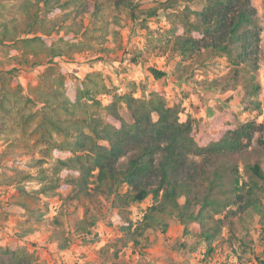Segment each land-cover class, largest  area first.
Instances as JSON below:
<instances>
[{
  "label": "trees",
  "instance_id": "1",
  "mask_svg": "<svg viewBox=\"0 0 264 264\" xmlns=\"http://www.w3.org/2000/svg\"><path fill=\"white\" fill-rule=\"evenodd\" d=\"M195 4L202 6L193 9ZM122 12L147 30V45L131 63L151 56L175 62L170 71L150 67L155 81L172 75L177 84L206 92L237 90L245 111H261L262 27L252 0H159L150 8H142L139 0H0V45L19 52L20 65L45 66L30 94L18 81L19 69L0 71V142L5 144L0 187H13L19 197L8 203L6 213L39 223L49 215L51 199L82 204L83 216L74 228L63 230L60 217L54 219L58 229L50 240L59 251L76 238L94 239V228L110 215L123 234L122 246L133 251L148 231L158 229L165 237L176 222L183 237L195 236L197 245L207 247L209 258L227 229L238 264H245L247 254L264 264V166L249 152L259 130L255 121L238 122L226 113L216 125L219 133L211 135L201 122H181L180 104L170 107L163 90L151 88L136 97L134 85L121 93L99 72L69 89L71 82L56 59L119 36ZM161 15L166 30L144 23ZM30 57L41 60L30 63ZM221 59L227 73L208 79V70ZM16 148L21 156L14 155ZM29 185L37 188L28 190ZM149 198L152 203L142 216L133 217L132 208ZM256 219L260 253L251 237ZM34 232L26 228L16 236L25 239ZM186 246L177 245L180 250ZM0 264L42 263L17 245H0Z\"/></svg>",
  "mask_w": 264,
  "mask_h": 264
},
{
  "label": "rangeland",
  "instance_id": "2",
  "mask_svg": "<svg viewBox=\"0 0 264 264\" xmlns=\"http://www.w3.org/2000/svg\"><path fill=\"white\" fill-rule=\"evenodd\" d=\"M159 0H139L142 8L156 6ZM258 11L259 24L262 27L261 33V61L258 72V80L264 87V0H252ZM202 4L193 5V9H200ZM121 25L119 36H109L103 44H94V48L78 53L69 59H56V62L65 71L73 89L74 84L83 80L87 74L92 72L101 73L107 81L116 86L121 93L129 92L136 88V97L147 95L148 90L156 88L163 90L166 94L170 107L176 103L180 104V121L185 122L188 118L203 123L207 132L217 135L219 132L216 125L224 114H228L229 119L238 122L255 121L259 127L249 148V152L257 155L263 161L264 166V92L257 98L262 104L261 111H245V105L240 102L238 91L227 92H206L193 84L182 82L177 84L174 77L163 78L155 81L149 72L150 67L166 69L174 68V61H168L166 56H151L149 61L131 63V58L135 52L145 49L147 45V30L135 26L126 13H120ZM146 26L152 30H166L168 24L163 15L150 18L144 21ZM115 28V27H111ZM19 52H12L7 46L0 45V71L11 68L19 69L18 81L23 86L25 94H30L40 84V77L45 71V66L20 65ZM144 54L143 57H147ZM41 60V59H38ZM36 58H29L33 63ZM220 64L211 67L207 76L208 79L223 76L227 73L224 60ZM198 79H203V75L198 72ZM124 116L129 119L127 114ZM5 148V144L0 142V151ZM8 151V150H7ZM20 149L16 148L14 155L21 156ZM40 157L39 155L36 156ZM29 161L27 157H23ZM51 163L50 160L47 161ZM37 188L36 185L27 186L28 190ZM65 197V196H64ZM19 199L17 191L13 187H0V245H17L31 253H34L38 261L42 264H238L236 256L231 253L228 239V230L224 229L222 237L214 242V252L209 258H205L207 247L204 244L197 245L198 239L195 236L183 237V227L176 222L171 226L164 237L160 230H150L142 237L141 244L137 251H133L131 246L123 247L119 239L123 236L116 226L115 218L110 215L94 228V239L92 237L76 238L71 246L64 250H58V244L53 243V232L58 229L54 224L55 217H60L64 222L63 230L74 228L75 223L82 219L84 207L80 203L66 204L63 198L50 200V213L44 222L27 223L19 213H6L9 209L8 203L11 200ZM34 206L33 202L29 201ZM149 198L143 204L133 207V217L140 218L142 211L151 205ZM112 221V225L108 223ZM33 228V235L25 239H20L16 235L23 229ZM261 225L258 219L252 227L251 237L255 241V250L260 253L263 250L260 240ZM185 242L187 248L180 250L177 245ZM238 246V245H236ZM241 251H239V255ZM242 262L245 264H255L250 254L243 256Z\"/></svg>",
  "mask_w": 264,
  "mask_h": 264
}]
</instances>
